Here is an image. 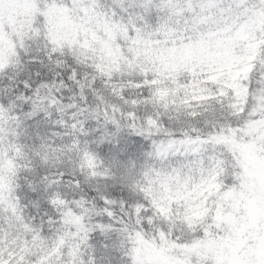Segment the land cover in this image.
Masks as SVG:
<instances>
[{"label": "snow or ice", "instance_id": "1", "mask_svg": "<svg viewBox=\"0 0 264 264\" xmlns=\"http://www.w3.org/2000/svg\"><path fill=\"white\" fill-rule=\"evenodd\" d=\"M0 264H264V0H0Z\"/></svg>", "mask_w": 264, "mask_h": 264}]
</instances>
